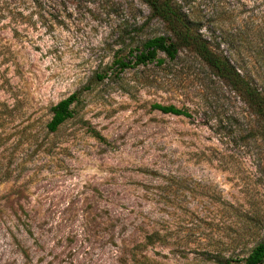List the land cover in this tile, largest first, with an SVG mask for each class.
Instances as JSON below:
<instances>
[{"label": "rangeland", "instance_id": "1", "mask_svg": "<svg viewBox=\"0 0 264 264\" xmlns=\"http://www.w3.org/2000/svg\"><path fill=\"white\" fill-rule=\"evenodd\" d=\"M226 5L220 48L255 76L264 0ZM159 35L141 0H0V264H220L264 239V137L234 91L185 49L114 62Z\"/></svg>", "mask_w": 264, "mask_h": 264}, {"label": "trees", "instance_id": "2", "mask_svg": "<svg viewBox=\"0 0 264 264\" xmlns=\"http://www.w3.org/2000/svg\"><path fill=\"white\" fill-rule=\"evenodd\" d=\"M141 1L148 6L152 16L165 23L170 36L159 35L146 39L135 54L134 60L115 59L114 62L119 69L123 70L153 60L161 62L162 58L158 57L160 52L173 59L180 49L188 50L206 64L214 75L221 78L241 100L243 113L252 122L247 134L253 136L259 132L264 137V46L254 52L258 63L255 76L245 69L244 60L239 57L236 50L228 52L220 48V44L227 42L229 37L225 26L228 15L226 0H208L206 5L204 4L207 8V19L204 15L202 18L207 22V26L202 18H192L193 10L183 9L177 0ZM235 15L231 18L234 19ZM249 21H253V16L249 17ZM250 23L245 31H250L253 35L259 34L260 31L255 28L253 22ZM203 28L207 30L204 31ZM98 77L101 79L103 76ZM77 101L78 93L74 92L52 105L50 108L52 115L47 123L48 130L55 131L60 124L72 117L71 106ZM151 107L164 113L189 115L187 111L172 104L153 103ZM258 156L260 159L264 158V148L259 150ZM263 261L264 239L257 242L245 255L227 259L220 264H260Z\"/></svg>", "mask_w": 264, "mask_h": 264}]
</instances>
